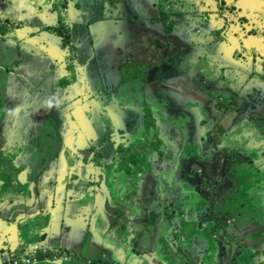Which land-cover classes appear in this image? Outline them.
<instances>
[{"label":"flooded vegetation","instance_id":"obj_1","mask_svg":"<svg viewBox=\"0 0 264 264\" xmlns=\"http://www.w3.org/2000/svg\"><path fill=\"white\" fill-rule=\"evenodd\" d=\"M11 1H3L7 3L5 10L8 14H2L0 17L1 40L22 47V43L31 41V37L39 32L44 34L43 39H38L42 43L41 47H47L44 43L48 42L50 36L58 35L67 43L68 50H64L56 61L51 50L47 53L50 58L46 60L47 65L54 75L61 77L76 65V68L79 66L84 69L92 68L101 76L100 83L85 89L90 94L89 110L76 101L75 105L70 107V111H60L61 128L57 127L53 132L63 131L65 133L63 138L69 136V142L67 140L65 145L62 144L60 150L64 155L67 146H70L68 151L72 153L71 146L77 143L92 156L93 161H104L101 167H106L110 162L126 155L125 153L132 155L133 158L144 155L148 151L145 149L147 147L143 142L144 139L152 141L153 144H155L154 140H158L154 153H159L157 151L165 141L156 131L154 111H165L166 114L170 111L173 116L176 115L180 119L183 115L191 118L198 111H219L220 113L212 118L210 132L206 136L207 142L212 147L230 146L231 148L228 149L233 151L214 149L211 162L208 157L210 151L206 156L189 157L193 161L191 167L187 166L190 180L207 182L206 187L210 188L211 192L210 198L207 195H200L199 198L203 200H196L195 197L194 202L191 203L198 206L208 200L206 205L198 206L199 211L203 210L202 214L207 218L206 229L210 227V221L215 222L217 217H224L227 211L230 220L225 225H230L231 228L232 222L235 226V224L246 225L256 220H264L263 201H261L262 206L256 203L250 204L253 200L251 197L262 200L264 196L262 174L264 161L259 165L255 161V159L259 160L258 156H255L253 161L250 152L234 147L237 146V140L241 144L247 142L246 135H252L253 142H259L264 147V122L260 121L264 119V0H14L18 3L19 16L17 21L19 24L16 28H13L16 20L9 13ZM90 2L95 6L89 7ZM10 10L13 13L11 6ZM21 19H23L22 23ZM108 20H112V23H107ZM81 26L85 29L83 32L97 40L98 46L103 48H107V43L120 44L121 33H131V41H126L128 50L120 53V58L117 57L119 59L111 64L114 58L107 52L101 51L99 47L100 52L97 54L93 50L89 54H84L78 48H71L72 45L68 41L72 42L70 37L75 31L74 28ZM161 50H167L169 58L152 60L153 54ZM209 54L212 59L208 58ZM120 59H123L121 63L125 64L122 66L123 69L118 70V61H122ZM24 62L30 63L31 60L24 59ZM159 66L162 69H159L158 75L153 77ZM187 70L190 73L175 80L174 75ZM204 78L207 87L200 86ZM140 80H143L140 84H143L146 90L151 82L165 80L166 89L170 93L164 96V92L163 95L160 94L159 89L160 92H157L159 94L155 97L150 96L152 93L146 91L148 98L144 101V111L150 109L151 114L129 115L131 117H128L126 122L115 89L119 86L126 88L130 83L136 84ZM184 80L188 81L189 85H186ZM204 89L206 92L203 93ZM79 91L81 90L77 88L76 94L80 97ZM98 104L103 107L108 117L105 125L98 124V121L94 123L90 121V113L94 112ZM72 111H75L76 115L80 112L84 113L86 123L83 133L79 126L72 127L70 124ZM126 111L132 110L127 108ZM176 116L174 118L178 120ZM112 119L118 122L122 120V124L134 127L137 133L142 132L140 135L136 133L134 135L136 137L132 140H130L132 136L130 129L124 135H116V127ZM175 119H170V123L176 124ZM228 120L231 122L226 125L225 122ZM189 126H192V123H189ZM79 133L81 136L78 135ZM213 135L217 138L211 143L210 139ZM225 138L229 139L226 141ZM242 138L245 140L241 141ZM230 139L234 141L233 144L232 142L228 144ZM97 140H100V146L95 145ZM136 140H139L138 144H135ZM169 145L172 146L171 142ZM107 146L112 150H108ZM219 161H226V166L220 169ZM147 163L150 161H146ZM247 163H249L248 168ZM173 167H176V164ZM211 167L216 171V175ZM244 180L251 183H246L243 187L241 181ZM224 185L228 193L234 192L227 202L234 206L232 212L228 204H220V198L225 194ZM256 207L259 208L254 209ZM260 208L263 210L261 211ZM190 216H184V219ZM263 224L264 221L260 227ZM43 246L47 251L39 253L38 261L31 259L25 263L27 257L33 256L32 250H27L23 254L10 256L6 263L53 264L51 263L53 261L64 264L65 261L73 260V255L69 251ZM53 255L57 256L53 258ZM87 262L91 263V260Z\"/></svg>","mask_w":264,"mask_h":264},{"label":"rangeland","instance_id":"obj_2","mask_svg":"<svg viewBox=\"0 0 264 264\" xmlns=\"http://www.w3.org/2000/svg\"><path fill=\"white\" fill-rule=\"evenodd\" d=\"M3 1H0V17L2 16V14H8V12L5 10L7 3H3ZM10 6L13 10V13H11ZM17 6L18 3L14 0L9 2V13L16 20V24H14L13 28H16V25L19 24L17 23V21H19ZM94 6L95 4H92L90 2L89 7ZM22 22L23 19H21V23ZM83 29V26H81L80 28H74L75 31L70 37V40L72 42L68 41V43L72 45L71 48H78L84 54H89L91 50H93L96 54L97 52L99 53V42H97V40H95L93 37L90 38L89 36H87V34L84 33L85 29L84 32ZM120 35V44L107 43V48H103V46L99 47L101 51L107 52L112 58H114L111 61V64L116 59L118 60L120 58V53L128 50V48H126V41H131V33H127L125 35L121 33ZM41 38H44L43 33L35 34L31 37V41L22 43V47H20L19 45H11L9 42L0 39V170L3 171L5 169L6 172L9 171V174L5 171L4 173L11 176L20 167L25 166L24 169H34V172L31 174L26 172L28 178L30 176L34 177L36 174H39L43 175L44 179H47V175H45V173L54 172V170L52 171V168L58 167V182V180L60 181L62 177H65L66 173L65 165L63 163L64 155L60 150L62 149V144L65 145L66 141L69 139V136H65V138H63L65 133L63 131L53 132L55 131L53 130V128H61L59 125L60 111H70V107L72 105H75L76 101L77 103H81L85 109L89 110V106L91 104L88 98L90 94H88L85 89L88 86L91 87L92 85L100 83L101 76L96 74L95 70H93L92 68L88 69V67L87 69H84L82 66L76 68V65L74 64L70 72H67L69 73V75H67L66 72L61 77L54 75L49 70L47 65L46 60L50 59L47 53H50L51 50L53 59L56 61V59H58V57H60L61 54L64 53V50H68L67 43L63 42L61 37L55 35L50 36L48 42L44 43L47 47H41L42 43H40V41L38 40ZM48 48L50 49L46 50ZM208 56L209 59H212V56L210 54ZM161 58H169V52L167 50L156 51L152 56V60H158ZM24 59L31 60V62L26 63L24 62ZM120 60L122 61H118V70L122 68L123 64H125L121 63L123 62V59ZM159 69L162 68L159 66L153 77H156L158 75ZM59 71H61V69H59ZM186 73L190 72H188L187 70V72H181L178 75H174L176 78L175 80H179V76H182ZM167 75L170 76L172 74ZM142 81L143 80L137 81L136 84L130 83L126 88L119 86L117 89H115V93L119 100L123 114L126 116V122L127 118H130L133 114L135 116L141 115L142 113L151 114V110L149 108V111H144V101L148 98L146 97V91L151 92L152 94H150V96L155 97L159 94L157 92H160V90V94L164 92V96H166L165 94L170 93V91L166 89L167 84L164 82L165 80L156 83L151 82L147 90L146 88H143V84H140ZM184 81L186 85H189L188 81ZM103 82L104 81H102V83ZM202 85H204V87H207L205 78L201 82L200 86ZM77 88L81 90L79 91L80 97L78 94H76ZM204 92H206L205 89L203 90V93ZM219 107H221V105ZM127 108L131 109L132 111H126ZM93 111L94 112L90 113V121L93 123L98 121V124L105 125L106 119H108V117L103 107L98 104V106L95 107V110ZM156 111H154L153 113L156 119V131L158 132L160 138L165 141V143L163 142L164 144L159 148V151H157L159 153H153V155L151 156L147 155V153H144V155H141L139 158H137V162L129 171L134 172L141 165H144L146 167L144 172H146L147 170H152L148 168V165L151 164V166L154 167L151 175L152 177L154 176L153 180L155 179V183L149 180V187L152 188L155 184L157 187L153 188V193L144 191L136 196L139 200L144 202V207L138 204L139 208L137 212L139 214L136 213L135 216L137 217L135 218H138V220H136L138 221V225L136 226V230L138 232L141 233L144 231L155 236L158 234L160 229L164 228L165 223L164 225H162L163 223L159 224V219L162 218L163 212H170V210L172 211V209H174L177 213L176 217L178 219L180 218L179 214L181 208L189 206L188 204H192L191 202H194L195 197L196 200L199 201L203 200L199 198L200 195H207L208 198H210L211 192L210 188L206 187L207 182H199L198 179L190 180V172L185 169L186 167H184V161L181 166L178 160L183 159L184 157V160L188 159L187 161H190L191 158L189 157H191L192 155H198L202 151L205 154L206 152L214 149L233 151L232 149H228L231 148L230 146H228V148H222V146L212 147V145L207 142L206 136L207 133L210 132L212 118L214 119V117L220 113L219 111H198V113L194 116L192 115L193 117L191 118H186V116L183 115L181 116V119L175 115L178 120L174 118L175 116H173L170 111H168L169 114H166L165 111ZM97 115H99V117H97ZM170 119H175L177 123H170ZM260 121L264 122V119H260ZM230 122L231 121L228 120L227 122H225V124L228 125ZM189 123H192V126H189ZM129 129L130 134H132L133 136V138L132 136L130 137V140H132L136 137L134 135H136L137 130H134L135 128L130 126ZM141 132L142 131H138L137 135H140ZM78 135H80V133ZM78 135L76 134L77 137ZM246 136H248L247 142L245 141L244 144H241L237 140V146L234 147H238V150L241 149L250 152L251 159L253 161L255 159V156H258L259 160L255 159V161L260 165L264 161V147L262 144L260 145L259 142L254 143L251 139V137H253L252 135ZM228 139L229 138H225L226 141ZM242 140L244 141L245 138H242L241 141ZM170 142L172 146L169 145ZM229 142H232L233 144L234 141L230 139L228 141V144ZM138 143L139 140H136L135 144ZM156 143H158V140L156 141ZM166 144L167 146L165 147ZM95 145L100 146V140H97L95 142ZM78 147L81 146L75 143L73 146H71V150H76L77 152H79L78 158L83 159L84 157H87V163L85 164V166L89 163L94 164L100 162L93 161L92 156H90L87 151L81 150ZM69 148L70 146L66 147V149ZM129 156L130 155H124V158H122L121 160L123 161ZM260 156H262V158H260ZM148 160L150 161V163L146 164V161ZM221 161H219L220 169L221 167L226 166V161ZM7 163L8 165H6ZM73 163L75 164V162ZM174 164H176V167H173ZM192 165H190V167ZM158 166L163 168H158ZM165 166H167L166 171H164ZM246 167H249V163L246 164ZM80 169V173L82 174V172H84L82 170L84 169V166H82ZM226 169L227 167L225 168V170ZM95 170L97 175L99 171L97 172V168L93 169V171ZM121 171V174L123 175L128 170L124 169ZM197 173H199V170H197ZM132 176L135 179L134 185H136V174L134 173L132 174ZM161 177H164L165 181H162L160 179ZM171 180L173 181V187L168 188V184L171 182ZM166 182L168 184H166ZM199 187H202V189H199ZM225 187L223 188L225 194L222 196V198H220L221 205L228 204L227 202L230 201L232 195L234 194V192L228 193L227 187ZM219 188L221 190L220 184ZM156 198L157 200L154 202V208L150 207L149 204L151 203L152 199L155 200ZM251 198L253 200L250 204L256 203L258 206H262L261 201H263L264 203V196H262V200H257V198L255 197ZM168 201H170L172 204L167 205ZM207 203L208 200H205L201 203V205H206ZM147 204L149 208L146 206ZM198 206L197 211H195V213L188 214L191 216L190 218L187 217L185 221L188 222L191 220L190 224L194 226V228L196 227L197 230L198 228H201L203 233L206 234L205 237L203 234H200V236L203 238L202 240L206 238L205 241L201 240V242L206 243L207 240L208 242L206 244L209 245L210 243L212 244L217 240H221L225 234V230L222 229L221 226L226 224V220L229 221L230 219H219L218 226L213 227L212 230L207 234V232L205 231V228L208 225V223H206L205 221L207 218L204 214H202L203 210L201 212L199 211L200 208ZM227 206H229V209L231 207L232 212L234 206H232V204H228ZM193 208H195V205H193ZM258 208L259 207H256L254 209ZM260 210L262 211L263 208H260ZM196 216L197 218L199 217L198 221L196 220ZM135 218L131 217L129 219L135 220ZM163 218H165V214ZM150 219L155 223L154 226L152 225V223L150 224V226H147V222ZM199 219H202V221H199ZM177 222L178 224L181 223L180 220H178ZM231 224H233V222ZM143 226L147 227L144 228ZM185 226L187 229L188 226ZM175 233L180 234V231H177ZM185 238L187 239L188 236L185 235ZM45 241L46 239L44 238V242ZM190 241L194 242L192 244L195 247L194 253L192 254L196 258H204V256L206 255H204V253H200L202 249L200 248V250H196V244L200 245L198 244L200 243V239L198 240V237L195 236ZM132 245L135 246V243L130 244V246ZM146 246L148 245H137V247L139 248ZM211 253H213V251L210 252V254ZM186 255L189 256L188 253H186ZM212 258L214 260L213 264H217L215 257ZM105 263L108 264L107 262ZM64 264H74V261H65Z\"/></svg>","mask_w":264,"mask_h":264},{"label":"crops","instance_id":"obj_3","mask_svg":"<svg viewBox=\"0 0 264 264\" xmlns=\"http://www.w3.org/2000/svg\"><path fill=\"white\" fill-rule=\"evenodd\" d=\"M115 67L114 71L117 69ZM112 122L116 128L122 124V120L118 122L112 119ZM107 148L112 150L110 146ZM145 149L148 150L145 152L147 155H153L154 148L147 147ZM64 157L67 159L68 169L72 168L74 161L69 157L68 149ZM137 160L130 155L120 164L118 163L113 173L114 177H112L114 189L110 183L108 190L112 192L109 194L103 189L105 184L104 181L102 182L103 178L98 176L97 183H92L89 181L91 180L89 175L85 177L78 174L76 176L75 172L70 178L68 177L69 173H67L65 177H62L59 184L56 183L58 167L52 168L54 172L45 173L47 179L39 174L28 178L26 172L31 174L34 169L27 170L24 169L25 166L20 167L11 176L8 175L9 171L0 170V264H8L6 262H8L9 256L23 254L37 240H42L46 246L52 249L71 252L74 264H98L101 261L109 264H182L181 258L187 259V255L180 252L181 245L186 244L187 229L185 225H190L183 217L176 219L175 227L180 231V234H177L174 237L175 241L171 242L172 249H175L176 252L167 248L166 239L158 234L156 236L149 235L148 246L137 247L141 234L136 230L138 218H135L137 217L135 214H139L137 212L138 204L144 207V202L136 196L144 191L151 193L149 184H146L149 182V176L146 175V178H143L145 174L143 173L144 165H141L134 172H129ZM183 161L180 159L178 162L182 165ZM102 163L104 161L94 163V165L99 167ZM158 168L163 167L158 166ZM166 168L167 166H165L164 171ZM124 169L128 171L122 175L121 170ZM211 169L216 175V171ZM4 171L8 174H5ZM134 173L137 177L136 182H138L136 185H134L135 179L132 176ZM72 179L77 184L76 186L75 184L71 185ZM160 179L165 181L164 177ZM83 181H85L84 185L82 184ZM166 184L168 183L166 182ZM172 184L173 181L171 180L168 188L173 187ZM40 195L43 196L42 203L39 199ZM156 200L152 199L149 206L154 208ZM40 205H43L42 209L47 208L49 211L46 212L42 223L39 222L31 227L29 234L27 232L29 230L27 227L28 220L42 211ZM188 205L193 213L197 211V206L193 208L192 204ZM146 206L149 208L148 204ZM14 211L17 212L13 213ZM131 217L135 220L129 219ZM32 218L37 219V217ZM221 218H225V216L217 217L216 220ZM178 220H180V224H178ZM263 221L256 220L254 223L246 225L235 224L234 226L232 224V228L228 225L221 240L225 242L232 240V234L237 239L239 236L243 238L245 236L243 242L248 251L249 247L258 246L255 240L258 241L257 231ZM151 223L153 226L155 225L150 219L147 226H150ZM44 238L46 239L45 242ZM259 238L261 239L259 241H264L261 237ZM133 243L135 246H130ZM212 244L209 245L212 246ZM262 246L264 247V244ZM203 250L205 249L203 248ZM256 258L264 263V255ZM89 259L91 263L87 262ZM193 260L195 264H203L202 259L194 257Z\"/></svg>","mask_w":264,"mask_h":264},{"label":"water","instance_id":"obj_4","mask_svg":"<svg viewBox=\"0 0 264 264\" xmlns=\"http://www.w3.org/2000/svg\"><path fill=\"white\" fill-rule=\"evenodd\" d=\"M111 21L108 20L107 23H112ZM116 23H117V21H116ZM38 34H40V33L38 32ZM70 114H71V116H70V124L72 125V127L79 126L80 131H82V133H83V131L85 130L84 129V124L86 123L85 122L84 113L80 112L79 115H76V112L72 111ZM128 130H129V125L128 124H121L120 126H118L116 128V135H118V134L124 135V134H126L128 132ZM106 136L108 138L110 137V135H106ZM79 149L83 150L82 146ZM208 152H206L204 154L203 151H202L198 155L206 156L208 154ZM214 152H215L214 150H210V154L208 156L210 162L213 161L212 157H213V153ZM78 154H79V152H77L76 150L73 151L72 153H69V157H71L73 159V161L75 162L74 166L72 168H70V169H68L66 157H64L63 163L65 165V171H66L65 175L67 173H69L68 177H70V178H71L72 175L75 174V172H76V176H78V174L80 176L82 175V176H85V177L87 175H89L91 177V180H89V181L92 182V183H97L96 182L97 176L101 177V178H103L102 182L103 181L105 182L103 189L105 191H108V194L111 193L112 191L108 190V186H109L110 183L113 185V181H112V177H114L113 173L116 170L118 163H120L122 161L121 159L124 158V156H121V157H119V159H115L114 161L110 162L106 167H101L102 164H100V166L98 167V165H94L93 163H89V164H87L85 166V164L87 163V161H86L87 157H84L83 159H81V158H78ZM125 154L128 155L127 153H125ZM187 160L188 159L184 160V167H186L185 169H187V166H190L192 164V160H190V161H187ZM147 164H149V163H147ZM182 164H183V162H182ZM82 166H84V169H82L84 172H82V174H81L80 173L81 172L80 168ZM91 168H93V169L97 168V172L99 171V173L96 175V170L93 171V169H91ZM148 168L152 169V170L151 171L147 170L146 172H143V173H145L143 178L144 177L146 178V175H148L149 176V180L152 181L153 183H155V179L153 180L154 176L152 177V175H151V173L153 172L154 167L151 166V164H150V165H148ZM145 169H146V167H145ZM261 170H262V168H261ZM262 174L264 175V170H262ZM94 177H95V179H94ZM147 181H148V179H147ZM59 182L60 181L58 180V182H57V179H56V183L59 184ZM87 182H88V180H87ZM71 183H72L71 185L75 184L73 179H72ZM82 184L84 185L85 181H83ZM136 184H138V182H136ZM146 184H149V182L146 183ZM76 185L77 184H75V186ZM156 187H157L156 184L154 185V187H152V188L150 187V192L153 193L152 190H154L153 188H156ZM113 189H114V185H113ZM66 196L69 198L68 194H66ZM39 199L41 200V203H42L43 196L40 195ZM168 204L171 205L172 203L170 201H168L167 205ZM40 206H41V210L42 211H40L36 215L32 216V217H37V219L34 220L32 217H30L29 220H28L27 227H28L29 230L27 232L29 234L31 233L30 232L31 227L33 225H36L39 222L42 223L44 221V219H45L46 212L49 211V209H47V208L46 209H42L43 205H40ZM15 212H17V211H14L13 213H15ZM190 213L191 214L193 213L191 211L190 207L189 206H185V207L181 208V213L179 214V216L180 217L187 216ZM164 214H165V218H163ZM163 216H162L161 219H159V224L163 223L162 225H164V223H165V225H164L163 229L159 230L158 235H161V236L164 237V239H166L165 242H166L167 248H170V250H172V252L173 251L176 252L175 249H172L173 245L171 244V242L175 241L174 237L177 236V234L175 233V232L178 231V229L175 227L176 219H177V217H176L177 213L175 212L174 209H172V211L170 210V212H166V213L163 212ZM227 217H228V211L225 213V219H227ZM190 221H188V223H190ZM226 222H228V221L226 220ZM209 224H211L210 227L208 229L205 228V231L207 233L212 230L214 225H218L219 224V220H216L215 222L214 221H210ZM223 226L225 228L223 227L222 229L225 230L226 229V225H223ZM140 234H141V236L138 239L139 244L140 245L141 244H148V242H149L148 239H149L150 233H146V232L143 231ZM200 234H203L204 237L206 235V234L203 233L201 228H198V230H197L196 227L194 228V226H192L191 224L188 226V228H187V236H188V238L186 239V244H182L181 245L180 252H182L183 254L188 253L189 256H187V259L181 258V263L182 264H195L194 260H193V258L195 256L192 254V253H194V249H195L194 245L192 244L194 242L190 241L195 236L198 237V240L200 239V245H201L200 246V245L196 244V248H197L196 250H200V248H201L202 250H201L200 253H202V254L204 253V255H206V256H204V258H202L201 262L203 264H213L214 260H213L212 257H215V259L217 261V264H264V263H262V260H259L258 258H256L257 256L264 255V247L262 246L264 244L262 242H264V241H259L260 240L259 238H258V241H257V239L255 240V242H257L258 246H256V247H252L251 246V247H249L250 249L247 251L248 248H247V246H245V243L243 242V241H245V236H244V238L239 236L238 239L237 238H233L232 240H228L227 242H225L223 240H217V241H215L212 244V246H210V245L206 244L208 242L207 240H206V243L201 242V240L203 238L200 236ZM257 237H262L263 240H264V224H263L262 227L259 228ZM205 239L202 240V241H205ZM38 242L40 243V246L45 245L42 242V240H37L34 245H36ZM203 243H204V246H203ZM34 245L28 250L29 251L32 250L34 248ZM203 248L205 250H203ZM212 251H213V253L210 254V252H212ZM223 256H224V258H223ZM51 263L58 264V263L53 262V261Z\"/></svg>","mask_w":264,"mask_h":264},{"label":"built area","instance_id":"obj_5","mask_svg":"<svg viewBox=\"0 0 264 264\" xmlns=\"http://www.w3.org/2000/svg\"><path fill=\"white\" fill-rule=\"evenodd\" d=\"M47 249L45 248V246H40V243L38 242L34 248L31 251V254L33 255L32 257L29 256L25 259V263L29 262L31 259L34 261H38L39 260V253H43L46 252ZM57 255H53V258H55ZM31 257V258H30ZM64 258H67V256H64Z\"/></svg>","mask_w":264,"mask_h":264},{"label":"trees","instance_id":"obj_6","mask_svg":"<svg viewBox=\"0 0 264 264\" xmlns=\"http://www.w3.org/2000/svg\"><path fill=\"white\" fill-rule=\"evenodd\" d=\"M147 137H148L149 139H151L150 136L147 135ZM216 138H217V137H216L215 135H213V137L210 139L211 143H214V141H215ZM154 141H155V142H154ZM154 141H153V142H154L155 144H153L152 141H147V140L144 139V144H145L147 147H148V146H151L152 148H155V146H156L158 143H156L157 140H154ZM241 183L243 184L242 186L244 187V186L246 185V183H247V184H250L251 182L244 180V181H241ZM242 195H243V194H242ZM42 264H43V262H42ZM98 264H106V263H105L104 261H101V262H99ZM108 264H109V263H108Z\"/></svg>","mask_w":264,"mask_h":264}]
</instances>
